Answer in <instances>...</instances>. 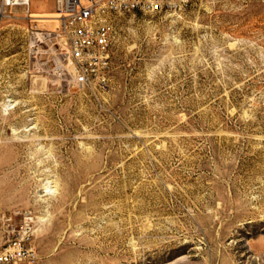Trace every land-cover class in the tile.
Returning <instances> with one entry per match:
<instances>
[{
    "label": "rangeland",
    "instance_id": "374dc122",
    "mask_svg": "<svg viewBox=\"0 0 264 264\" xmlns=\"http://www.w3.org/2000/svg\"><path fill=\"white\" fill-rule=\"evenodd\" d=\"M107 17L106 81L79 90L32 53L58 22L7 11L0 211L35 264H264V0Z\"/></svg>",
    "mask_w": 264,
    "mask_h": 264
},
{
    "label": "built area",
    "instance_id": "2783aa9c",
    "mask_svg": "<svg viewBox=\"0 0 264 264\" xmlns=\"http://www.w3.org/2000/svg\"><path fill=\"white\" fill-rule=\"evenodd\" d=\"M38 0H1L0 25L9 9H22L28 18ZM55 4V29L33 30V55L47 47L58 61L68 88L88 89L106 81L116 29L108 14L119 12H182L190 0H50ZM31 218H29L30 220ZM6 212L0 211V264H35L25 236Z\"/></svg>",
    "mask_w": 264,
    "mask_h": 264
},
{
    "label": "bare ground",
    "instance_id": "6f19581e",
    "mask_svg": "<svg viewBox=\"0 0 264 264\" xmlns=\"http://www.w3.org/2000/svg\"><path fill=\"white\" fill-rule=\"evenodd\" d=\"M31 17L34 19H37V20L43 19V20L48 21V22H58L56 19L58 16L55 15V17H50V16H47L45 13H42V12H39L38 14L33 12V15Z\"/></svg>",
    "mask_w": 264,
    "mask_h": 264
}]
</instances>
